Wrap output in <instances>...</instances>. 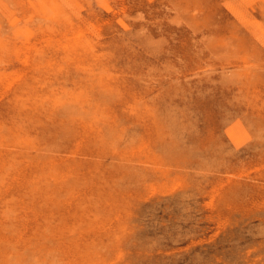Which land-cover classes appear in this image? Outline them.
<instances>
[{
  "label": "rangeland",
  "instance_id": "rangeland-1",
  "mask_svg": "<svg viewBox=\"0 0 264 264\" xmlns=\"http://www.w3.org/2000/svg\"><path fill=\"white\" fill-rule=\"evenodd\" d=\"M0 264H264V0H0Z\"/></svg>",
  "mask_w": 264,
  "mask_h": 264
},
{
  "label": "bare ground",
  "instance_id": "bare-ground-1",
  "mask_svg": "<svg viewBox=\"0 0 264 264\" xmlns=\"http://www.w3.org/2000/svg\"><path fill=\"white\" fill-rule=\"evenodd\" d=\"M230 121V120H229ZM240 121V120H239Z\"/></svg>",
  "mask_w": 264,
  "mask_h": 264
}]
</instances>
